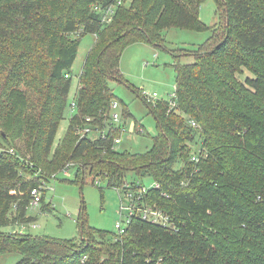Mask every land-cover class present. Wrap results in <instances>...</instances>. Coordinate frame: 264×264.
<instances>
[{
    "label": "trees",
    "instance_id": "16d2710c",
    "mask_svg": "<svg viewBox=\"0 0 264 264\" xmlns=\"http://www.w3.org/2000/svg\"><path fill=\"white\" fill-rule=\"evenodd\" d=\"M113 1L0 0V127L20 126L30 150L26 157L3 133L0 254L19 253L15 264H264V0H217L221 19L213 26L199 18L204 0H130L104 24L94 6ZM172 27L208 28L211 35L189 51L193 62L181 64L185 53L173 51L175 109L163 99L151 104L138 93L156 118L153 146L145 153L115 149L118 129L101 138L80 137L77 129L86 116L99 126L108 120L116 98L108 81L127 83L120 70L125 47L143 40L163 44L164 31ZM86 33L97 42L86 55L74 95L77 112L66 135V141L73 136V144L56 155L79 160L76 174L82 181L87 172L104 175L115 188L132 171L157 181L160 189H152L147 200L169 213L173 226L135 219L112 236L95 230L82 208L80 238L3 231L2 226L33 218L30 190L53 174L37 175V161L52 152L70 107L71 69ZM245 68L253 76L242 81ZM197 139L207 150L199 163L188 148Z\"/></svg>",
    "mask_w": 264,
    "mask_h": 264
},
{
    "label": "rangeland",
    "instance_id": "374dc122",
    "mask_svg": "<svg viewBox=\"0 0 264 264\" xmlns=\"http://www.w3.org/2000/svg\"><path fill=\"white\" fill-rule=\"evenodd\" d=\"M127 2L129 3L130 0ZM223 14L224 8L222 7V17H224ZM199 18L209 26L220 23L221 16L217 0H204L201 3ZM110 33L111 31L106 32L103 38L108 37ZM210 35L211 30L208 28L196 31L189 28L172 27L164 31L165 42L163 44L143 40L129 43L125 47L121 54L120 70L127 83L116 79L108 81L116 99L121 103L119 110L123 115V122H126V131L123 134L122 143L119 144L117 149L130 153H145L153 146L152 138L159 134L156 118L150 112L148 104L138 93L144 90L148 93L156 92L160 98L170 99V94L177 87L176 69L173 66L176 56L173 51L185 53L180 56L181 64L193 62L194 56L189 54V51L203 44ZM80 41L77 59L71 69L72 87L68 97L69 101L76 95L79 77L83 72V65L87 58L86 55L97 42L96 36L92 33L84 34ZM251 76H253L252 72L245 68L239 77L242 81H245ZM20 88L22 91L24 90L22 87ZM32 94L34 100L37 101L38 98L35 97L33 92ZM124 112L132 115H124ZM64 117L58 128L52 152L46 160L37 161L40 164L41 173L43 171L45 175H48L50 172H58L57 179L51 178L49 181L50 188L46 191L42 205L37 206L35 209H29L28 214L35 217L33 222L38 226L33 228L28 225L27 232L39 236L47 235L57 239L80 238L79 222L77 220L80 210L85 208L88 223L95 230L105 231L113 236L116 232L115 224L119 219L120 191L114 187H109L108 179L104 175L95 177L87 172L85 181H82L83 176L79 177L76 174V165L72 166L68 175H64L60 171L64 164L70 162V158L57 156L56 151L60 149L62 152H67L69 151L68 147L73 144L71 134L69 140L66 141L67 128L72 117L69 106L64 113ZM138 125L144 129L143 132L139 133L137 131L139 127H136ZM20 131V126L10 128V130L0 127V147L6 148V143L2 137L5 133L10 141L9 143L14 144L23 154H28L26 156L28 157L30 150L28 149L27 136H25V130L21 132V135L19 134ZM92 136L96 135L92 134ZM192 144L195 147L196 144ZM78 162L80 161L74 160L75 164ZM181 165L182 162H179L177 167ZM24 175L27 176L28 174L25 173ZM127 175L129 181L132 179L141 180L146 187L154 181L149 177L141 179L139 174L133 171L128 172ZM43 204L46 207L45 209ZM15 229L16 225L14 224L1 227V230L7 232H14ZM21 257L19 253L0 254V264H15Z\"/></svg>",
    "mask_w": 264,
    "mask_h": 264
},
{
    "label": "built area",
    "instance_id": "2783aa9c",
    "mask_svg": "<svg viewBox=\"0 0 264 264\" xmlns=\"http://www.w3.org/2000/svg\"><path fill=\"white\" fill-rule=\"evenodd\" d=\"M128 0H114L111 2V4L103 7L101 5H95L94 10L101 13V19L104 24H110L112 20L114 19L115 14L117 13V9L119 6L125 4ZM143 98L146 99L147 102L151 104H156L160 99L159 95L156 92L148 93L145 90L142 91ZM168 101L169 103V110H173L177 106V98H176V89L175 91L170 94V99H163ZM70 108H71V116L77 112V101L76 96H74L70 100ZM121 103L119 100L114 98V100L111 103L110 111H109V117L108 120L104 123L103 126H99L94 122V117L92 116H86V123L81 128L79 127L77 129L78 134L80 137L89 136L90 138H101L105 137L110 129H118L121 130V134L117 136L114 140V147L115 149L119 147V144L122 143L123 140V134L126 131L125 124L126 122H123V115L120 112ZM189 124L192 126H197V123L195 120L190 119ZM140 133L144 131L142 127H139ZM138 131V130H137ZM92 134H95L96 136H92ZM195 147H193V144ZM189 148V157L190 159L195 162L199 163L204 156L207 154V150H205L204 147H202L201 142L197 139L196 141H191L188 143ZM14 151L13 149H11ZM72 166H75V163L73 161L67 163L60 171L64 175H68L70 169ZM40 171L37 172V175H40ZM58 173V172H57ZM57 173H53L50 176V179L43 178L42 182L35 187H32L31 192V200L29 203L28 208L29 209H35L37 206H41L43 203V198L46 195V191L50 188L49 187V181L52 179H57ZM116 190L120 191V210H119V219L115 224L116 228V234L120 235L124 233L128 227L133 223L135 219H141L144 221H150L152 223H157L159 225L164 226H173V218H171L170 214L167 213L164 209L160 207L159 204L156 202H150L147 200V195L152 189H160V184L157 181H153V183L150 186H145V184L141 183V181L132 179V180H126L123 185L115 187ZM163 194H166V192H162ZM29 212V210H28ZM30 214H28L29 216ZM32 216V215H30ZM35 217L29 219L26 222H20L15 221L13 222L14 225H16V229L14 232L19 234H29L27 232V227L30 225L31 227L35 228L38 225L33 222ZM10 224V225H13ZM11 232V233H14Z\"/></svg>",
    "mask_w": 264,
    "mask_h": 264
}]
</instances>
